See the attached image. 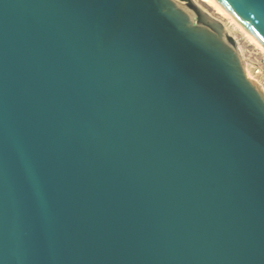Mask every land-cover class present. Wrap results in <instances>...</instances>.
Masks as SVG:
<instances>
[{
	"label": "water",
	"instance_id": "water-1",
	"mask_svg": "<svg viewBox=\"0 0 264 264\" xmlns=\"http://www.w3.org/2000/svg\"><path fill=\"white\" fill-rule=\"evenodd\" d=\"M264 47V0H215ZM0 264H264V91L194 0H0Z\"/></svg>",
	"mask_w": 264,
	"mask_h": 264
},
{
	"label": "rangeland",
	"instance_id": "rangeland-1",
	"mask_svg": "<svg viewBox=\"0 0 264 264\" xmlns=\"http://www.w3.org/2000/svg\"><path fill=\"white\" fill-rule=\"evenodd\" d=\"M202 9L211 16L219 20L230 36L238 44V48L245 62L246 72L250 74V79L254 80L264 90V50L250 41V39L234 24L225 17L220 16L216 11L201 0H194Z\"/></svg>",
	"mask_w": 264,
	"mask_h": 264
},
{
	"label": "bare ground",
	"instance_id": "bare-ground-1",
	"mask_svg": "<svg viewBox=\"0 0 264 264\" xmlns=\"http://www.w3.org/2000/svg\"><path fill=\"white\" fill-rule=\"evenodd\" d=\"M201 1L212 7L216 11V13L219 14L220 16L228 18L236 28L241 30L250 39V41H252L260 48H262V50H264V47H262L247 31H245L215 0H201ZM247 76L250 77V74L248 73Z\"/></svg>",
	"mask_w": 264,
	"mask_h": 264
}]
</instances>
